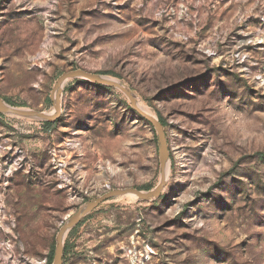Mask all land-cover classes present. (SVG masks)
Listing matches in <instances>:
<instances>
[{
	"label": "rangeland",
	"instance_id": "1",
	"mask_svg": "<svg viewBox=\"0 0 264 264\" xmlns=\"http://www.w3.org/2000/svg\"><path fill=\"white\" fill-rule=\"evenodd\" d=\"M75 69L165 121L170 171L159 197L83 217L64 264H264V0H1L7 104L54 112ZM62 108L50 126L0 111V264H48L87 202L161 180L158 132L122 90L69 78Z\"/></svg>",
	"mask_w": 264,
	"mask_h": 264
},
{
	"label": "water",
	"instance_id": "2",
	"mask_svg": "<svg viewBox=\"0 0 264 264\" xmlns=\"http://www.w3.org/2000/svg\"><path fill=\"white\" fill-rule=\"evenodd\" d=\"M1 2V0H0ZM82 77L93 83H98L102 85H108L111 87L118 88L122 90L128 97L133 106V108L140 113L142 117L147 119L150 123L154 125L158 132V137L160 141V164H161V180L160 182L151 190L143 191L136 187H125V188H115L110 189L94 198L93 200L87 202L83 205L77 212H75L71 217L61 226L56 238V247L54 251V264H64V247L65 239L68 233L74 228L86 215L90 214L93 210L99 207L103 202L117 197L124 196L127 194H134L138 198L148 201L153 198H157L162 194L164 187L166 186L167 176H166V164L169 158V147L168 139L165 132V126L163 122L154 114L147 112L139 104V100L132 88H130L124 81L119 79L99 75L95 72H91L85 69H75L70 71H65L57 79L53 91V103L54 112L48 113L33 109H21L7 104L0 93V111L4 113H10L18 116L24 117H34L40 118L45 121L54 122L59 119L62 115V96L64 85L69 78Z\"/></svg>",
	"mask_w": 264,
	"mask_h": 264
},
{
	"label": "trees",
	"instance_id": "3",
	"mask_svg": "<svg viewBox=\"0 0 264 264\" xmlns=\"http://www.w3.org/2000/svg\"><path fill=\"white\" fill-rule=\"evenodd\" d=\"M160 120L163 122V124L165 126V121L162 118ZM45 125L46 126L53 125V122H51V121H45ZM65 251H66V247H64V254H65ZM53 256H54V252L51 253V255H50L49 259H48V264H51L52 263L53 258H54Z\"/></svg>",
	"mask_w": 264,
	"mask_h": 264
},
{
	"label": "bare ground",
	"instance_id": "4",
	"mask_svg": "<svg viewBox=\"0 0 264 264\" xmlns=\"http://www.w3.org/2000/svg\"><path fill=\"white\" fill-rule=\"evenodd\" d=\"M139 104H140V106L142 107V108H144L147 112H149V113H151L152 111H150V110H148L141 102H139ZM166 176L168 177L169 176V171H170V164H169V162H167V164H166ZM130 195H134V194H130ZM135 196V195H134Z\"/></svg>",
	"mask_w": 264,
	"mask_h": 264
}]
</instances>
